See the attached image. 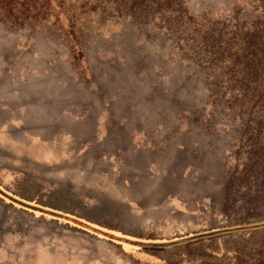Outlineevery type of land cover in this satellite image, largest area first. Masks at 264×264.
<instances>
[{
  "label": "rangeland",
  "instance_id": "obj_1",
  "mask_svg": "<svg viewBox=\"0 0 264 264\" xmlns=\"http://www.w3.org/2000/svg\"><path fill=\"white\" fill-rule=\"evenodd\" d=\"M179 19L264 0H0V264H264V55L240 115Z\"/></svg>",
  "mask_w": 264,
  "mask_h": 264
},
{
  "label": "trees",
  "instance_id": "obj_2",
  "mask_svg": "<svg viewBox=\"0 0 264 264\" xmlns=\"http://www.w3.org/2000/svg\"><path fill=\"white\" fill-rule=\"evenodd\" d=\"M174 2L175 0H164L165 5H171ZM179 5L180 4H178V7L180 8ZM176 29L177 32L175 37L182 39L183 44L188 43L187 45L191 50V54L197 57V60L200 61V64L203 67H205V64L203 65L202 63L205 61H212L213 59L218 61V58L225 57V62L222 67L220 68L218 66L215 68L219 72L216 74L214 86L211 90L218 94V96H215L218 103H222L226 108H229L233 106L232 102H236L240 115L245 114L246 110L243 107V100L244 97L246 98V96L249 95L246 89L247 76L256 75L259 72L258 68H262L260 65L262 59L260 58L264 55L260 54L258 56L251 57V60H249L246 58L247 54H245V51L254 52L257 49H260L261 53H264V26L259 23H254L250 26H245L244 23H240L236 26L235 32H232V34L229 35L227 30H224L225 33L220 31L215 32L212 29L201 31L197 25L190 24L187 20L179 19L178 22L177 20H173L169 23L167 32L174 33ZM251 62L255 67L253 68L254 73L252 74L248 71L249 64ZM220 83H222V90L220 89ZM3 192L6 195H10L7 190H2L1 193L3 194ZM19 201L23 205L35 207L23 200ZM37 208L43 209L39 207ZM43 211L58 217L66 215L57 210L43 209ZM72 217L77 219L82 224L85 223L86 225H92L93 227L95 225L88 220H83L81 217ZM236 227L240 228L241 226ZM214 234H216L215 229H210L206 232L199 233L198 236L193 239L204 238ZM191 241L192 240L178 241L170 244L180 245L183 246V248H186L189 244L188 242ZM170 244H165L163 246H172Z\"/></svg>",
  "mask_w": 264,
  "mask_h": 264
}]
</instances>
